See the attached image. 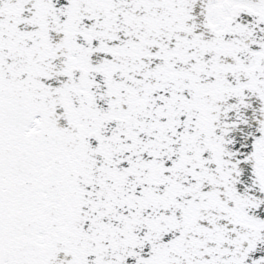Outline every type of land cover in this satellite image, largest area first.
Listing matches in <instances>:
<instances>
[{
	"label": "snow or ice",
	"instance_id": "1",
	"mask_svg": "<svg viewBox=\"0 0 264 264\" xmlns=\"http://www.w3.org/2000/svg\"><path fill=\"white\" fill-rule=\"evenodd\" d=\"M0 264H264V0H0Z\"/></svg>",
	"mask_w": 264,
	"mask_h": 264
}]
</instances>
